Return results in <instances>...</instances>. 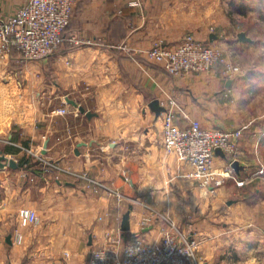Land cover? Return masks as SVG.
<instances>
[{
    "label": "crops",
    "instance_id": "1",
    "mask_svg": "<svg viewBox=\"0 0 264 264\" xmlns=\"http://www.w3.org/2000/svg\"><path fill=\"white\" fill-rule=\"evenodd\" d=\"M25 2L0 0V18ZM183 3L79 0L68 32L96 44H65L32 61L0 50V153L19 165L0 168V264H87L107 232L155 242L165 219L198 240L201 264H264V127L239 122L240 81L221 68L173 76L147 54L155 43L176 45L190 32L232 56V49L246 48L230 40L226 26L209 30L205 17L192 24ZM154 99L165 108L174 100L206 126H245L235 156L244 183L229 180L212 194L185 179L189 166L165 150L162 128L155 127L165 111L157 117L149 107ZM62 107L69 112L59 113ZM38 157L62 169L43 170ZM67 169L108 189L96 190ZM131 206V227L123 231ZM22 207L36 209L43 223L22 226ZM16 230L21 244L14 242Z\"/></svg>",
    "mask_w": 264,
    "mask_h": 264
},
{
    "label": "built area",
    "instance_id": "2",
    "mask_svg": "<svg viewBox=\"0 0 264 264\" xmlns=\"http://www.w3.org/2000/svg\"><path fill=\"white\" fill-rule=\"evenodd\" d=\"M77 1L26 0L15 13L0 18V50L7 53L15 50L24 60L32 61L54 55L67 43L74 46L96 44L90 38L67 33ZM147 54L173 76L221 68L225 77L236 79L241 72L240 66L229 61L219 46L200 41L192 34H187L176 45L155 43ZM58 112L67 114L69 110L62 107ZM163 114V147L189 166L182 175L185 179L212 194H216L218 188L229 180L238 185L244 183L232 164L237 160L238 142L245 126L238 129L206 126L182 112L172 99ZM181 119L186 123L182 125ZM218 149L226 157L218 154ZM40 159L46 171L62 169L54 162ZM220 159L223 160L222 164L218 163ZM65 171L89 181L96 190L108 189L105 184L92 180L85 173ZM18 217L22 226H40L43 223L39 212L29 207H22ZM152 218L151 215L144 216L141 227H148ZM22 241V233L16 230L14 242L21 244ZM198 245V240L192 234L172 220L165 219L160 229V239L155 242L137 235L125 239L122 231L107 232L105 243L91 250L87 264H201Z\"/></svg>",
    "mask_w": 264,
    "mask_h": 264
},
{
    "label": "rangeland",
    "instance_id": "3",
    "mask_svg": "<svg viewBox=\"0 0 264 264\" xmlns=\"http://www.w3.org/2000/svg\"><path fill=\"white\" fill-rule=\"evenodd\" d=\"M183 2L184 6H188L190 9L189 20L192 24H195V21L199 17H205V24L209 30L226 26L228 36L234 42L239 39L237 33L240 31L245 32L252 38L253 42H245L246 48L243 50L232 49L233 56L230 55V50L227 53L224 50L223 53L228 57L229 61L240 66L241 69V72L237 75V79L240 81V106L244 108L245 112L243 113L244 115L242 114L239 122L241 124L248 123L263 128L264 0H183ZM188 34H192L195 37L191 32ZM65 102L67 103V101ZM162 125L163 122L160 119L155 127L162 128ZM40 158L38 157L36 159L41 163ZM33 167L38 171L39 167L37 164H34ZM239 195L238 193V197H240ZM177 225L181 227V225Z\"/></svg>",
    "mask_w": 264,
    "mask_h": 264
},
{
    "label": "water",
    "instance_id": "4",
    "mask_svg": "<svg viewBox=\"0 0 264 264\" xmlns=\"http://www.w3.org/2000/svg\"><path fill=\"white\" fill-rule=\"evenodd\" d=\"M214 37H216L214 34L211 35V39L213 40ZM238 38L240 41L242 42H253L252 38H250L245 32H240L238 34ZM67 102L75 107H78L79 110L83 113H86L87 116H91L92 113L90 111H87L86 108L80 104H78V102H76L75 100L67 97L66 98ZM149 107L152 111H154L157 115V117H159L162 112L166 111V108L165 106H163L161 103H160V100L159 99H154L152 100L150 103H149ZM47 144L48 142L45 143V149H44V153H46V148H47ZM80 145H82V143H80ZM217 153L222 155L223 157H226V154L221 150V149H218L217 150ZM6 166H10L12 168H18L19 165L17 163V161L13 158H8L5 154L3 153H0V168H4ZM233 168L236 170V172H240L241 169H243L244 166H242L240 164V161L239 160H235L232 164ZM131 209H132V206L130 207V209L124 214L123 216V220H122V230L123 231H129L130 230V215H131ZM11 237L8 238V241H11L10 240Z\"/></svg>",
    "mask_w": 264,
    "mask_h": 264
},
{
    "label": "trees",
    "instance_id": "5",
    "mask_svg": "<svg viewBox=\"0 0 264 264\" xmlns=\"http://www.w3.org/2000/svg\"><path fill=\"white\" fill-rule=\"evenodd\" d=\"M69 26H70V25H69ZM69 26H68V28H67V33H69V32H68ZM69 34H70V33H69Z\"/></svg>",
    "mask_w": 264,
    "mask_h": 264
}]
</instances>
